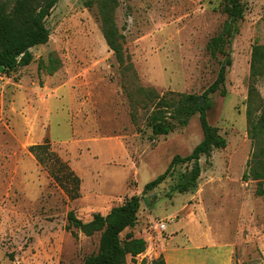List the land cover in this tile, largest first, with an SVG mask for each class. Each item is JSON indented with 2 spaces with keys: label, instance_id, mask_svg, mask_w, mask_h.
<instances>
[{
  "label": "rangeland",
  "instance_id": "1",
  "mask_svg": "<svg viewBox=\"0 0 264 264\" xmlns=\"http://www.w3.org/2000/svg\"><path fill=\"white\" fill-rule=\"evenodd\" d=\"M97 1L58 0L45 21L48 42L31 49L29 65L0 78V264H82L98 251L100 233L65 230L67 212L88 222L133 195L141 198L137 221L120 238H143L146 249L127 256L124 264H153L163 239L174 232L170 243L181 246L183 238H200L201 232L212 238V231L231 238V264H264V179H242L252 155L261 151L264 158V133L253 140L246 115L250 108L258 116L264 107V61L260 66L252 56L254 47H264V0H240L243 14L233 24L237 32L230 45L226 93L207 95V121L225 147L200 156V175L186 191L180 192L179 185L189 179L191 163L174 165L145 194L144 185L161 175L174 156L189 155L202 139L199 113L186 114L181 122L175 108L182 96L203 97L217 76L224 55L212 54L207 45L228 21L226 1L114 0L121 63L103 38ZM55 61L52 77L57 80L50 87L69 82L75 94L70 104L75 100L80 107L74 110L65 102L61 119L49 127L50 150L69 161L71 138H104L95 160L82 156L92 173L84 177L85 195L79 186L74 200L35 163L29 145L19 141L20 132L33 134L19 115L22 110L11 109L14 82L21 80L31 96V89L40 90L49 79L38 64ZM158 99L174 103L164 111L173 129L154 136L149 118ZM79 111L71 130L70 113ZM81 155V149L74 154ZM163 221L166 230L159 232ZM223 250H212L219 254L215 264L227 260Z\"/></svg>",
  "mask_w": 264,
  "mask_h": 264
},
{
  "label": "trees",
  "instance_id": "2",
  "mask_svg": "<svg viewBox=\"0 0 264 264\" xmlns=\"http://www.w3.org/2000/svg\"><path fill=\"white\" fill-rule=\"evenodd\" d=\"M225 11L228 15V21L223 24L222 31L211 38L207 48L212 54L222 53L223 60L217 72L215 80L204 91V102L200 97L192 95L182 96L176 104L175 113H181L178 119L181 122L186 114L193 115L199 113V123L202 130L201 141L193 148L187 156H174L167 169L158 177L144 185L142 194L153 190L167 176L171 168L176 164L191 163L189 179L179 185V191H186L189 186L195 185L200 175L199 158L201 155L210 156L213 149L224 148L225 139L218 134V130L212 127L206 118V109L210 107L208 94L219 92L222 96L226 91L224 88L225 75L228 67L231 65V40L237 32L235 22L241 19L243 8L240 0H225ZM58 0H0V74L8 77L18 68L29 65L33 60L31 49L44 45L49 39V30L45 21ZM97 10L100 19V27L107 47L113 52L117 61L122 62V48L119 41L120 35L117 33L114 21L113 10L115 1L98 0ZM264 47L257 46L253 48L252 56L254 60L263 65ZM55 61L52 64L44 66L41 62L38 69L45 68L48 75H53L56 70ZM255 71V70H254ZM257 73V71H256ZM255 73V74H256ZM156 110L149 118V125L154 136L167 135L172 129L171 122L166 121L164 111L174 105L173 102H165L158 99ZM262 113L254 116L251 109L248 108L246 115L248 124L252 133L251 138L256 140L258 135L264 133V107ZM47 138L42 143L28 146V152L34 157L35 161L47 172V175L64 190L70 200L79 197L80 179L70 168L68 163L50 150ZM261 152V151H260ZM260 152L252 155L247 163V170L242 179H264V158ZM259 194L263 192L258 190ZM141 198L133 195L125 200L121 205L110 209L106 215L99 213L93 214L88 222H82L72 211L66 214L65 230L75 228L82 231L85 235L100 233L99 248L94 254L87 256L82 264H124L126 257L134 258L146 249V241L143 238L132 236L121 239L120 234L132 228L137 221V214L140 208ZM153 264H165L162 256L154 260Z\"/></svg>",
  "mask_w": 264,
  "mask_h": 264
},
{
  "label": "crops",
  "instance_id": "3",
  "mask_svg": "<svg viewBox=\"0 0 264 264\" xmlns=\"http://www.w3.org/2000/svg\"><path fill=\"white\" fill-rule=\"evenodd\" d=\"M57 80V76L52 77L49 75V79L43 85L40 90L31 89V96H28V92L24 90V86L19 84L22 82H14L15 92L13 94V101L11 109L15 112L16 109L19 108V115L24 117V123L29 126L30 133L32 132V136L28 134V136H24L22 132L19 135V141L26 142L29 146L33 144L42 143L45 138L48 139V131L50 124L52 121H59L61 119V113L63 112L64 104L67 103L68 108L80 107L79 103L73 102V106L70 104V100L75 97L74 92L72 91V86H70L69 82H63L58 86L50 87L52 84L50 81ZM31 100L29 101V99ZM73 109V108H72ZM77 109V108H76ZM80 111L77 113H70L69 119V129L72 130L74 128V121L78 122L77 116H79ZM22 138V139H21ZM104 138L101 137H89L82 139H70V150L74 151L73 155L69 156L66 161L73 172L80 179V194L85 195V181L84 177L87 173H92L89 171L90 169H85L84 164L81 162L82 156L89 161L95 160L98 156L100 150L99 145L100 141H103ZM64 141V140H62ZM66 141V140H65ZM81 145L83 147H81ZM121 146L124 149V152L128 155V149H126L125 145L121 141ZM78 149L82 150V155L80 159H77L76 156L78 154ZM74 154L76 156H74ZM34 159V157L31 155ZM36 163V161H35ZM39 167V166H37ZM87 171V172H86ZM46 177V176H45ZM196 229H201L196 227ZM178 231H181L178 229ZM210 231V230H207ZM212 231V230H211ZM177 232H174L170 235V238H164L157 252L158 255L162 256L165 264H215L216 256L215 251L213 249L220 248L224 249L222 254L224 257H227V260L223 261L222 264H231V254L233 250V246L231 243V238H226L225 233L223 231H212V238H206V234L200 233V238H183L185 243H181V246H172L170 243L174 238ZM214 236H218L219 238H214ZM178 239V238H177Z\"/></svg>",
  "mask_w": 264,
  "mask_h": 264
},
{
  "label": "built area",
  "instance_id": "4",
  "mask_svg": "<svg viewBox=\"0 0 264 264\" xmlns=\"http://www.w3.org/2000/svg\"><path fill=\"white\" fill-rule=\"evenodd\" d=\"M3 77H4V75H1V74H0V78H3ZM166 225H167V222H166V221L160 222V223L158 224V226H157L159 232H163V231H165V230H166Z\"/></svg>",
  "mask_w": 264,
  "mask_h": 264
},
{
  "label": "water",
  "instance_id": "5",
  "mask_svg": "<svg viewBox=\"0 0 264 264\" xmlns=\"http://www.w3.org/2000/svg\"><path fill=\"white\" fill-rule=\"evenodd\" d=\"M200 101H203V97H200Z\"/></svg>",
  "mask_w": 264,
  "mask_h": 264
}]
</instances>
